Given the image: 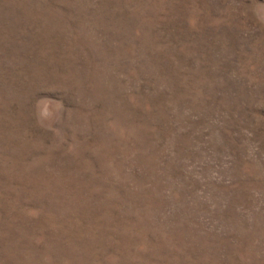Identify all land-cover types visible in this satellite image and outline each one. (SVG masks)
Wrapping results in <instances>:
<instances>
[{
	"label": "rangeland",
	"instance_id": "1",
	"mask_svg": "<svg viewBox=\"0 0 264 264\" xmlns=\"http://www.w3.org/2000/svg\"><path fill=\"white\" fill-rule=\"evenodd\" d=\"M0 264H264V0H0Z\"/></svg>",
	"mask_w": 264,
	"mask_h": 264
}]
</instances>
